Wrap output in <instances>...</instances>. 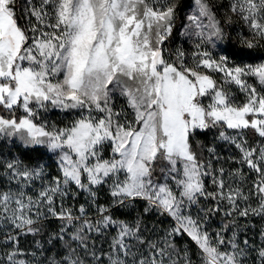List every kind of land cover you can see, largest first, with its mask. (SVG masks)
Wrapping results in <instances>:
<instances>
[{"label":"snow or ice","instance_id":"snow-or-ice-1","mask_svg":"<svg viewBox=\"0 0 264 264\" xmlns=\"http://www.w3.org/2000/svg\"><path fill=\"white\" fill-rule=\"evenodd\" d=\"M195 5L186 58L180 0H0V137L35 154L0 160V264H264V0Z\"/></svg>","mask_w":264,"mask_h":264},{"label":"trees","instance_id":"trees-1","mask_svg":"<svg viewBox=\"0 0 264 264\" xmlns=\"http://www.w3.org/2000/svg\"><path fill=\"white\" fill-rule=\"evenodd\" d=\"M191 2V0H181L180 2V10L178 11V15H177V20H176V25L175 28L173 30V34L172 36L168 39V41H166V43H169V41H172L175 39V37L178 35L181 23L184 20V7L187 6L189 3ZM21 24H24V20L21 19L20 20ZM227 35H226V45L227 47L229 46V41L227 39V36H231V43H230V48L233 51H238L239 49L243 48V45L239 43V39L237 36H235L230 30L229 28L227 29ZM247 51V50H246ZM251 52L253 53V55H257V54H264V49H260L259 52L256 49L251 50ZM233 60H235L236 62H256L257 60H253L251 58H249L247 55L241 56L239 54L235 55V56H230ZM249 136L251 137V133H249ZM212 135L211 133H209L207 136H201L200 139L207 144L209 141V138H211ZM25 153H27V155H25ZM0 154L6 155L10 158H18V159H22L24 160V162L26 164H32L35 163V154L29 152L27 149H25L22 145L20 144H9L6 141H2L0 142ZM54 159V158H53ZM43 162H47L49 164H52V168L54 169V164L52 163L51 160L48 159V157H45ZM107 199V195L102 191L101 194L98 195V200L99 202H103L106 201ZM138 213L137 212H131L128 213L125 216H122L121 218H125L128 220H132ZM219 217H216L213 221L215 223H217L219 221ZM255 221H257L254 218ZM143 223L145 225H147L149 228H151L153 226V224L156 223V220L154 218L153 215L149 214L144 216L143 218ZM55 225L53 224L52 227H54ZM166 225H161V227H165ZM151 234V233H148ZM110 239V238H109ZM39 242V243H37ZM19 243L21 245V247L23 248V250L25 251H33V250H37L40 245H42L44 243L43 240H41L40 236H31V235H21L19 237ZM99 246H103L105 248H107L108 244L106 240H98L96 242Z\"/></svg>","mask_w":264,"mask_h":264},{"label":"rangeland","instance_id":"rangeland-1","mask_svg":"<svg viewBox=\"0 0 264 264\" xmlns=\"http://www.w3.org/2000/svg\"><path fill=\"white\" fill-rule=\"evenodd\" d=\"M22 2H23V0H19V3H22ZM180 2H181V0H180ZM212 2L213 3H216V2H218V0H212ZM195 7H196L195 0H191V2L187 6L184 7V10H183L184 20L181 23V26H180L178 35L175 37V39L172 40V41H169V43H166V49H167L166 55H173L174 56L175 55V50L177 48H179V49L183 50L186 53V58L191 56V52H192V50L194 48V43H193V40L192 39H189L188 37H186V36L183 35L184 27H182V25H184V24L187 23L186 16L187 15H191L194 12ZM229 30L235 36H237L239 40L243 37L244 32H245V29H243L242 26L238 22L237 23H234L232 25V27L229 28ZM227 32H228V30H227ZM219 44L222 45V46L227 47V45H226V38L223 41H220ZM210 50L213 52L214 55L215 54H218V53L219 54H227V53L222 52L221 51V47H219V46H217V47H210ZM229 59L233 63H236V64L242 63V62H236L230 56H229ZM259 62H261V61L257 60L256 62H252V63H259ZM243 63H251V62H243ZM117 105L119 106V101H117ZM49 119L52 120V121H59V120L65 119V117H64L63 114H61L59 112H56V111H53V112H51L49 114ZM2 141L3 142L6 141L7 143H9L11 145H13V144H20V145H22L18 140L15 143H13V141L11 139H5L3 137H0V142H2ZM211 141H212V137L209 138L208 143L211 142ZM10 159H12V158H10V157H8L6 155L0 154V160H10ZM99 194H101V193H99ZM105 202L106 201H103V202H100V203L103 204ZM255 219L257 221H255L254 218H249L250 221L254 220V225L252 226L251 231L247 232L246 235H247V237L249 239L258 241L259 240V237L255 233L259 230V228L261 226H264V221H261L259 218H255ZM215 225H216V223L213 221V226H215ZM18 247L23 250V248L21 247L20 243H19ZM23 251L25 253H32V252H35L37 250H33V251H25V250H23ZM20 258L21 259H28L30 261L33 259L30 255H28V256H22ZM41 258L42 257H40V256H37L36 257L37 260H39Z\"/></svg>","mask_w":264,"mask_h":264}]
</instances>
